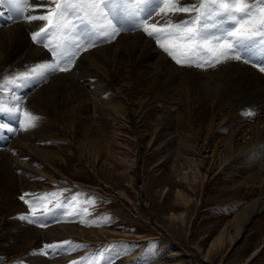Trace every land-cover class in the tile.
<instances>
[{"label": "rangeland", "instance_id": "374dc122", "mask_svg": "<svg viewBox=\"0 0 264 264\" xmlns=\"http://www.w3.org/2000/svg\"><path fill=\"white\" fill-rule=\"evenodd\" d=\"M69 1L70 6L62 5L64 4L63 0L53 2L55 5L51 6L53 15H48V21L46 20L43 25L45 33H47L43 44L40 43V39L44 33L33 38V34L38 32L39 28L27 30L31 36L30 40L44 49L48 60L36 61V59L35 64L24 69L21 73L24 76L23 81L18 80L19 76L10 77L11 84L9 86H12V92L14 89L29 86L27 93L32 90L30 86H35L47 79L49 75L45 74L44 68L48 65H54L58 69L72 67L78 49L82 45L84 48L90 49L114 40L120 32H130L128 30L134 31L138 28L143 30L137 26V23L141 25L145 22L142 17L147 15L146 12L156 9L158 14L165 5V3L160 4L157 8L159 0H151L153 3H150L148 7L141 6L140 8L139 6V9H136L140 21H137L136 16H131L124 25L120 22L118 24V20L127 17L131 12L129 10H132L128 7L127 0L123 1L124 5L121 0H112L111 9L106 8L105 4L100 2V6H97L98 12L93 11L98 14L94 17L86 15V12L91 11L90 8H87L89 4L85 5L82 0H79L80 5L71 3L74 0ZM29 3L22 9L25 14ZM255 4L257 11L253 12V18L240 20L237 17L235 22L237 25L240 23L243 28H251L253 22L258 23L262 13L264 14V5L258 1ZM119 5L123 6L118 7ZM197 6L199 7V5ZM116 7L124 11L125 16L121 15L122 12L114 16ZM214 9L213 5L211 10L214 12ZM61 11L64 16L65 13L66 16L70 14L71 25L73 26L74 22L76 24L71 32H75L76 39L80 38L81 41L77 42L76 40L74 43L71 34L67 32L65 21L59 19ZM10 16L13 18L11 21L20 20L16 18L15 14L10 13L8 6L0 5V27L6 24L8 19H11ZM4 17L9 18L5 19ZM96 17L99 19V23L96 22ZM147 24L144 29H149V25L152 26L150 21ZM158 25L161 24H157L155 27H163V25ZM178 29L181 30L178 31ZM178 29L171 27L167 32L171 35L159 41L161 46L166 47L172 53L171 57L175 61L178 60L179 64L191 63L204 66L219 62V51L213 50L210 46L196 45V39L187 40L188 34L183 33L182 27ZM148 32H152L154 36L161 35L156 30ZM254 39L259 38L254 37ZM261 46H264V40H260L255 45L256 48ZM74 53L77 54L74 55ZM68 57H72V59L65 63ZM254 65L261 68L264 66V60ZM134 91L137 95L146 97L144 101L135 103L134 108L137 111L133 113L129 110L131 107L128 106L130 115L127 117V121L123 118L115 120L112 118L107 125L109 129L112 127L119 131L117 140L121 143V148L116 146L115 139H111L108 133H100L97 129L100 125L91 123L89 118L84 121L88 126L84 131L79 123H75L76 127L62 119L52 121L49 115L34 108L30 102L25 104V100L22 99L18 104L20 114L15 117L12 114L6 116L4 121L15 130L13 132L8 127L1 128L6 134H10L9 137L11 134H13L12 137H17L21 132H25L28 128L32 129L38 124L39 128H44L43 130L47 133L46 139H42L41 143L54 149L57 155L53 162L44 163L57 170L58 182H47L48 186L41 187V189L26 190V192L23 190L16 194L15 197L24 207V211L18 213L19 217L30 220V223L34 224L33 226L39 228L59 222L75 223L83 220L81 224L85 228L104 227L106 231L115 234L108 241L103 240L92 246L76 237L51 239L41 243V252L48 258L67 255L65 257L67 260L58 264H115L124 258L126 259L123 264H148L167 255L170 247H177L179 254L183 257L184 264H264V202L246 224L240 236L230 244V235L234 234L238 228L237 224L243 217V213L251 207L256 197L260 199L264 192V182L259 181L261 178L264 180V162L262 161L264 144H261L259 150L253 153L249 150L251 146L247 145L245 149L246 145L243 142L249 136V133L246 132H249L248 129L254 124L264 128L262 121L264 110L256 104L245 105L236 111L239 116L227 119L231 110V101L227 100L218 108L205 107L202 115H196L192 121L196 142L194 148L189 150L191 153L186 151L188 156L203 158L204 163L198 166L200 175L195 180L183 183L177 179L170 168V154L165 148H159L162 138L152 134L151 131L154 126H165L164 114L167 110L175 111L177 105L170 104L156 95L152 97L154 95L144 92L142 89ZM0 100L12 106L7 98H0ZM144 103H147L149 107L146 114L143 111ZM85 108L88 114L94 112L91 106ZM217 111L223 115L215 114L214 112ZM141 118L145 120L142 122ZM186 124L187 122L181 121L178 126L184 128ZM150 126L152 127L150 128ZM137 128L147 129L138 143L132 138L133 132L136 134ZM230 133H233L238 144L245 145L244 150L242 148L240 153L238 151L236 155L233 154L226 160H220V157L214 156L212 162L211 157L206 156L211 154V151L204 149L206 147L202 142L206 138L205 143L210 140L209 142L213 144H221ZM106 140L113 146L112 151L114 152L108 153L104 150ZM169 148L166 146L167 150ZM219 148L222 150L223 145ZM134 157L136 174H134L135 178L132 182L129 175L131 173L129 164ZM179 162L186 167L183 158ZM177 189L182 192L179 196H176ZM22 196L23 199H21ZM172 211L183 214L182 228L175 224L173 219H170L169 213ZM167 224L168 226L165 227ZM217 237H220V240L216 247L213 246L208 252V259H206L203 256V251ZM4 238L0 230L1 243L5 242ZM139 238L146 239L144 242H139ZM198 246H201V252L198 251ZM256 249L258 250L256 251ZM137 250H139L138 255L133 256L132 253ZM253 251L256 252L252 255ZM250 255L252 256L247 259ZM18 263L29 264L25 260H18Z\"/></svg>", "mask_w": 264, "mask_h": 264}, {"label": "bare ground", "instance_id": "6f19581e", "mask_svg": "<svg viewBox=\"0 0 264 264\" xmlns=\"http://www.w3.org/2000/svg\"><path fill=\"white\" fill-rule=\"evenodd\" d=\"M54 1L51 0L46 7H37L33 0L29 1L30 3L26 14L23 12V20L11 21L13 20L11 16V19L4 17L8 19L7 21L9 23H3L4 25L0 27V98H7V101L12 105L9 106L5 101L0 100V230L5 237V242H0V264H17L18 260H25L29 264L63 263L67 260L65 258L67 255L48 258L47 255L41 252V243L56 238L76 237L81 238L92 246L103 240L108 241L115 235L113 232L106 231L104 227L85 228L81 224L83 220L75 223L59 222L58 224L39 228L33 226L34 224L32 225L30 220L19 217L18 213L24 211V207L19 199L15 197L16 194H19L23 190L26 192V190L41 189V187L48 186L47 182H58L57 179L59 177L54 167L44 163L48 162L49 164L57 157L54 149H51L49 146L46 147L41 143L42 139H46L45 137L47 135L43 130L44 128H39V125L36 124L32 129L28 128L17 137H12L13 134L9 137L10 134H6L5 131L1 130L3 127H8L9 130L12 129L13 132L15 131L4 120L7 115L12 114L15 117V115L20 114L21 111L18 108V104L21 99L23 101L25 100V104L30 102L34 105V108L49 115L52 121L54 119H62L64 122L69 121L73 125L79 123L84 131L88 128L84 121L89 118L91 123L97 124V126L100 125L97 128L100 133H108L111 139H115L116 146L120 148L121 143L117 140L118 134H120L119 131L112 127L109 129L107 125L112 118L113 120L123 118L127 121V117L130 115L128 111L130 110L133 113L137 111L134 108L135 103L144 101L146 97L137 95L134 90L142 89L144 92L154 95L152 97L156 95L170 104H176L177 109L175 111L167 110L164 114L166 119L165 126L161 127L160 125L154 126L153 128L150 126V128L152 129V134L162 138L159 148H165L170 154V168L175 176H177V179L183 183L195 180L200 175L198 166L204 163L203 158L187 155V151L192 150L196 142V137L192 130V121L196 115H202L203 110L206 109L205 107L218 108L219 105L225 104L227 100L231 101V110L227 119H233L239 116L236 111L245 105L256 104L260 109L264 110V71H261V68L254 65L259 64L255 63V61L259 60L261 62L264 60V47L256 48L254 46L248 53L252 57V61L245 63L243 56L239 60L235 58V54L228 49L227 44L221 45L216 41L205 42L196 39V45L210 46L213 50L219 51V62L205 66L201 64L193 65L191 63L179 64L168 54L169 51H164V46H161L152 37L147 35V32L151 30H156L160 34H164L171 27H177V29L182 27L183 33L189 35L199 27L198 24H191L189 25L190 27L186 26L184 28L185 25L182 21L188 18V14L178 13L179 5L176 0H170L169 3H165L157 15L145 20L141 25L137 23V26L143 30L138 28L134 31L128 30L130 32H120L114 40L90 49H86L87 47L84 48L82 45L78 49V54L74 53L77 56H75L72 67L70 66L68 69H58V67H55L54 72L50 71L48 67H45V74L49 75L47 79L42 80L35 86H30L32 90L27 93L26 91L29 86L20 87L17 90L14 89L16 91L13 90L12 92V86H9L11 84L9 82L10 77L19 76L20 78L18 77L19 79H16L23 81L24 76L21 73H23L24 69L35 64L38 60H48L47 53L34 43V41L30 40L31 36L27 32L28 29H38L41 25L45 24L46 20L28 21L27 16L28 14L53 15L51 13V6ZM257 1L253 0V12L257 11L255 8ZM192 2L199 6L203 4L204 7L200 8L201 12L205 14L211 12L210 20L215 21L216 9L219 10L218 3L214 5L215 11L213 12L211 10L213 7L211 0H192ZM245 2H248V0H245ZM63 3L61 4L70 6L69 0H63ZM71 3L80 5L79 0H74ZM122 4L124 5L123 2ZM127 5L132 9L130 10L131 15L137 17L138 12L136 9L141 5L128 3ZM97 6L99 7L100 4ZM97 6L89 5L87 8H90L93 12L97 11ZM253 12L249 19L253 18ZM173 13L177 14L174 16ZM237 17L239 18V15ZM59 19L65 21L67 32L71 34L74 43H76V40L77 42L81 41L79 40L80 38L76 39L75 32H71L74 29L73 27H76V24L74 22L73 26L71 25L70 14L66 16L65 13L64 16L63 13ZM177 20L181 21L179 26L176 24ZM137 21H140L138 17ZM148 21L152 25L155 21V26L161 24L163 27L153 28V26L149 25V29H144L145 25H148ZM96 22H100L97 17ZM125 22L127 21H120V24H124ZM239 26L240 23L238 24ZM209 27H211V24ZM222 51H227L228 54L221 55ZM87 106H91L94 112L88 114L85 111V107ZM128 106L131 109L128 110ZM147 108L149 107L146 103L145 109L143 108L145 114L149 110ZM214 113L223 115L220 111ZM141 120L143 122L145 119L141 118ZM181 121L187 122L184 128H179L178 126V123ZM262 121L264 122V119ZM241 130L243 129L241 128ZM248 131L246 133H249V140L247 138L243 141L246 146L238 144L233 133H230L221 144H213L209 142L210 140L205 143V138L202 142L206 147L204 149L211 151V154L206 156L211 157L210 160L212 162L214 156L220 157V160H226L233 154L236 155V152L239 151L240 153L244 146L246 149L247 145L254 147L251 148L249 146L251 152H257L259 146L264 144V128L254 124ZM135 132L136 134L133 132L132 138L138 143L147 132V129L137 128ZM108 142L106 140L103 148L108 153H112L114 152L112 151L113 146ZM222 145L223 148L221 150L219 146ZM166 146L170 148L167 150ZM182 158L185 161L186 167L179 162ZM262 161L264 162V158ZM261 163L260 165L264 164ZM135 167L134 157L129 164V168L131 169L129 175L132 182H134V174H136ZM259 181L264 182L263 178ZM181 193L180 189L176 190V196L181 195ZM263 202L264 192L261 198L257 199L256 197L251 207L243 213V217L237 224L238 228L234 234L230 235V244L240 236L246 224L261 208ZM169 217L174 220L175 224H178L182 228L184 220L182 213H174L172 211L169 213ZM145 239L139 238L138 241L144 242ZM219 240L220 237H217L215 241H211L207 249L203 251V256L206 259H208V252L213 246L216 247ZM170 248L168 254L163 258L151 261L148 264H184L183 257L179 254V249L177 247ZM200 250L201 246H198V251ZM138 251L132 253V255L135 256ZM256 251H253L252 255ZM124 260H118L115 264H123Z\"/></svg>", "mask_w": 264, "mask_h": 264}, {"label": "snow or ice", "instance_id": "6c2138e0", "mask_svg": "<svg viewBox=\"0 0 264 264\" xmlns=\"http://www.w3.org/2000/svg\"><path fill=\"white\" fill-rule=\"evenodd\" d=\"M37 7H46L49 5L51 0H33ZM85 4H89L92 6H97L100 2L105 4L106 8H110L112 4V0H83ZM123 2V0H121ZM170 0H159L157 4V8L159 4L169 3ZM179 5L178 13L188 14V18L184 19L182 22L185 26L191 24H198L199 27L192 31L187 37V40L198 39L202 41H216L221 45L227 44V47L233 54H235V58L237 60L244 57V62L249 63L252 61V57L248 55L251 49L259 43L260 40H264V14L260 16V19L257 22H253L251 28H243L238 27L236 23H233L237 20V15H239L240 20H245L246 18H250L253 12V0H211L213 5L219 4V10L216 12L215 21L210 20L212 15L211 12L205 14L200 11V8H203L204 5L201 4L199 7L192 2V0H176ZM261 5H264V0H258ZM29 3V0H0V5H6L9 8L10 13L15 14L17 19L23 20L24 13L22 11L23 7ZM128 4H137L143 7H146L151 3V0H127ZM243 5V7H239ZM215 10V9H214ZM142 18L147 20L149 18L157 15L156 9H153L152 12H146ZM195 13V15H192ZM177 13H173L175 16ZM59 15H63V11L59 13ZM86 15L95 16L97 13H93L91 11L86 12ZM48 17L45 15H32L28 14L27 20H47ZM177 26L181 24L180 20L176 21ZM211 24V27L209 25ZM59 26V25H58ZM153 28H155V21L153 22ZM41 36L40 43L43 44L44 40L47 38V33H45L44 26L41 25L39 27V31L33 34V38L35 36ZM147 35L152 37L155 42L159 43L161 39H164L166 36L171 35L170 33H164L159 36H154L152 32H147ZM254 37H258L259 39H254ZM264 47V46H262ZM54 51V50H53ZM165 52H168L167 48H164ZM171 56L172 53L168 52ZM227 51H222L221 55H227ZM72 57H68L65 63L71 61ZM179 63V61H176ZM255 63H260L259 60L255 61ZM50 71H55L54 65L47 66ZM261 71H264V66L261 67ZM23 199V196L21 197ZM67 243V242H64ZM59 252V249H58Z\"/></svg>", "mask_w": 264, "mask_h": 264}]
</instances>
